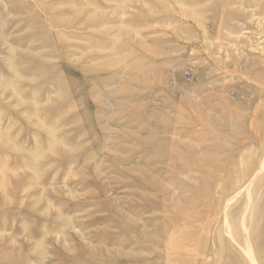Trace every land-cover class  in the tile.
Segmentation results:
<instances>
[{
    "label": "rangeland",
    "instance_id": "1",
    "mask_svg": "<svg viewBox=\"0 0 264 264\" xmlns=\"http://www.w3.org/2000/svg\"><path fill=\"white\" fill-rule=\"evenodd\" d=\"M263 108L264 0H0V264H213Z\"/></svg>",
    "mask_w": 264,
    "mask_h": 264
},
{
    "label": "bare ground",
    "instance_id": "2",
    "mask_svg": "<svg viewBox=\"0 0 264 264\" xmlns=\"http://www.w3.org/2000/svg\"><path fill=\"white\" fill-rule=\"evenodd\" d=\"M260 113L264 120V108ZM251 132L253 145L238 156L240 169L214 189L213 182L208 184L206 196L196 194V263L201 256H210L213 264L256 262L252 245L258 239L252 223L259 206V218L264 220V188L259 187L264 184V121Z\"/></svg>",
    "mask_w": 264,
    "mask_h": 264
}]
</instances>
